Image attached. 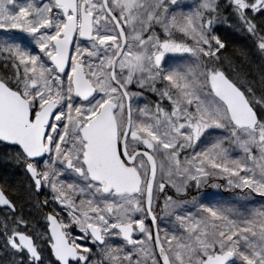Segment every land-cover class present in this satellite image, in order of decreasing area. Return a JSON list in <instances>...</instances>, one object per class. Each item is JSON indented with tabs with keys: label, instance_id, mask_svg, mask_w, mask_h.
<instances>
[{
	"label": "snow or ice",
	"instance_id": "snow-or-ice-1",
	"mask_svg": "<svg viewBox=\"0 0 264 264\" xmlns=\"http://www.w3.org/2000/svg\"><path fill=\"white\" fill-rule=\"evenodd\" d=\"M0 146V264H264V0H0Z\"/></svg>",
	"mask_w": 264,
	"mask_h": 264
},
{
	"label": "rangeland",
	"instance_id": "rangeland-1",
	"mask_svg": "<svg viewBox=\"0 0 264 264\" xmlns=\"http://www.w3.org/2000/svg\"><path fill=\"white\" fill-rule=\"evenodd\" d=\"M184 3L188 4H194L196 0H183ZM254 57L252 59L251 66L254 69L253 73L257 75L258 79V65L259 61L256 60L254 61ZM235 155V154H234ZM215 181L211 183L212 188L210 191H205L199 194L198 196L201 198L203 203H212L214 205H219V206H231V205H239V204H244V192H242L240 189H231L227 185V179L222 178V177H217L213 176ZM212 177V178H213ZM218 178L222 179L221 185L218 184ZM246 191V190H245ZM207 194V197H206ZM261 203V199L259 197L255 198V201L251 204H249V207H259ZM166 227H168L170 230L175 231V225H170L166 221ZM171 234V231H170Z\"/></svg>",
	"mask_w": 264,
	"mask_h": 264
},
{
	"label": "trees",
	"instance_id": "trees-1",
	"mask_svg": "<svg viewBox=\"0 0 264 264\" xmlns=\"http://www.w3.org/2000/svg\"><path fill=\"white\" fill-rule=\"evenodd\" d=\"M220 34L225 37L226 41L229 44V50H228V55H231L232 52H236L237 55L239 54V51L241 49H245L248 50L251 48V41L242 33L237 32L235 30H226L224 28H220L219 29ZM253 59V57H251V60ZM245 67L247 70H250L253 72V68L252 66L248 65L247 63H245ZM8 162H7V166H3L1 167L0 165V180L2 182H4L5 180H7L9 182V184H13L18 180V176L14 173L16 170V167H10L8 166Z\"/></svg>",
	"mask_w": 264,
	"mask_h": 264
},
{
	"label": "flooded vegetation",
	"instance_id": "flooded-vegetation-1",
	"mask_svg": "<svg viewBox=\"0 0 264 264\" xmlns=\"http://www.w3.org/2000/svg\"><path fill=\"white\" fill-rule=\"evenodd\" d=\"M254 58L256 59V57H254ZM255 59H254V61L257 60V59L255 60ZM9 155H10V150L4 149L2 146H0V165H1V167L5 166V165L7 166L8 156ZM8 166L14 167V165H12L11 163H9ZM14 173L18 176V180H20L21 176L19 175L17 169L15 170ZM215 179L217 180V178H214V177L213 178L212 177L209 178L208 182L205 183L201 187L199 193H197L195 190H193V195H199L202 192H204L203 190L210 191L211 188H212V186H211L212 184L211 183H213L215 181ZM222 182H223L222 179L218 178V184L221 185ZM0 184H3V182L1 180H0ZM29 209H30V206H25L24 207L25 215H27ZM2 217H3V209L0 208V219H2ZM32 219H33V222H34V227L39 228L40 230L43 231L44 230L45 221L43 220L42 215L34 213ZM163 226L166 227V221L163 223ZM41 247L44 248V258H45V260L46 261H49V260H53L54 261V257L50 255L47 247L45 245H43V244H41Z\"/></svg>",
	"mask_w": 264,
	"mask_h": 264
}]
</instances>
